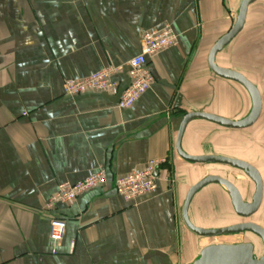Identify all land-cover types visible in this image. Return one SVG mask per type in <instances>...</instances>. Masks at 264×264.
I'll list each match as a JSON object with an SVG mask.
<instances>
[{
	"label": "crops",
	"instance_id": "0c3cea01",
	"mask_svg": "<svg viewBox=\"0 0 264 264\" xmlns=\"http://www.w3.org/2000/svg\"><path fill=\"white\" fill-rule=\"evenodd\" d=\"M241 1L0 0V264H194L213 245L182 221L186 194L205 178L204 165L181 160L175 141L188 114L233 121L248 116L252 103L246 91L208 66L212 47L233 27ZM167 26L177 42L149 61L150 89L132 109H119L118 93L128 84L126 64L140 53L143 32ZM228 47L233 68L220 60ZM215 64L258 89L260 117L243 131L264 132V0L249 5L243 29ZM117 67L123 69L113 77L117 94L64 95V81ZM227 130L192 120L181 149L255 167L263 183L260 212L264 157L257 155L258 140L251 136L250 158L228 156ZM232 131L241 146L242 130ZM150 160L164 162L155 191L124 202L114 180ZM99 169L106 172L103 186L72 205L45 209L60 185L81 182ZM202 199L193 197L188 217L209 229L203 226L208 206ZM52 218L64 222L60 242L49 238ZM253 245L255 256L261 245Z\"/></svg>",
	"mask_w": 264,
	"mask_h": 264
},
{
	"label": "water",
	"instance_id": "95a60500",
	"mask_svg": "<svg viewBox=\"0 0 264 264\" xmlns=\"http://www.w3.org/2000/svg\"><path fill=\"white\" fill-rule=\"evenodd\" d=\"M257 0H242L233 27L212 47L208 56V66L212 73L220 78L237 83L249 95L252 108L247 117L241 121H233L208 113H191L182 118L175 141V152L184 162L193 165H222L243 172L254 184L255 190L250 204L246 203L237 187L227 179L210 175L194 184L187 192L182 207V221L185 227L194 235L202 238H217L239 234H251L256 237L264 249V228L252 222H243L218 229H203L193 225L188 217V210L193 197L198 191L210 186L224 187L232 195V207L235 215L243 220L253 217L259 210L263 198V183L258 170L251 164L224 156L207 155L192 156L181 149V140L186 126L192 120H202L213 123L228 130H245L252 127L261 114V97L258 89L240 73L219 67L215 64L216 55L227 46L243 29L248 7ZM194 264H264V252L260 258L254 256V246L250 243L236 245H211L200 252L199 259Z\"/></svg>",
	"mask_w": 264,
	"mask_h": 264
},
{
	"label": "built area",
	"instance_id": "2783aa9c",
	"mask_svg": "<svg viewBox=\"0 0 264 264\" xmlns=\"http://www.w3.org/2000/svg\"><path fill=\"white\" fill-rule=\"evenodd\" d=\"M176 42L177 37L168 26L160 30L144 31L140 53L126 64L128 84L119 93V85L113 77L123 71L122 67L103 69L78 80H66L62 85L63 93L67 96H76L87 92L118 93L117 107L122 110L132 109L153 83L149 61L174 46ZM163 163L160 160H150L143 168L132 170L124 176L117 177L114 180L116 194L127 203L152 194L156 189L158 175ZM106 181L105 170L99 169L96 172H90L81 182L62 184L58 187L57 193L45 204V209L51 211L56 205H72L80 195L103 186ZM63 234L64 222L52 218L49 224V238L54 242H60Z\"/></svg>",
	"mask_w": 264,
	"mask_h": 264
},
{
	"label": "rangeland",
	"instance_id": "374dc122",
	"mask_svg": "<svg viewBox=\"0 0 264 264\" xmlns=\"http://www.w3.org/2000/svg\"><path fill=\"white\" fill-rule=\"evenodd\" d=\"M225 49L226 50H224V52L221 53L222 56L220 60L224 63V66L233 68L234 57H232V50L230 51L229 47ZM227 50H229L231 53V56L229 58L224 55ZM251 107L252 106H250L249 113L251 111ZM263 119H264V115L262 117V121ZM253 129L246 130V131L242 130V132H238L240 133L238 135H241L242 137L241 146L235 145L234 140H233V135L237 132H233L232 130H227V133L230 134V137L228 136L226 137L227 138L226 148L223 152L227 154L228 156H238V157L240 156L243 159L250 158L249 148L251 145L250 142H251V136H252L253 137L252 139L258 140V148H259L258 153L259 154L257 155L259 157L260 156L264 157V151L261 150V149H264L262 148L264 145V132L258 131L257 128H255L254 130ZM200 168H201V171H203V174L201 175L202 178L206 176L214 175V176L227 179L230 182H232L234 185L237 184L240 187L237 189L240 191L245 202L248 204L251 203L255 187H254V184L247 178V176L243 172L232 169L227 166H222V165H204V166H201ZM197 194L203 198L202 201L208 206V210H206L202 214V217L204 219L203 226L209 229L211 228L218 229L221 227L223 228L226 226H231L233 224H238V223H243V222H252V223L261 224L264 226V199H263V204H262L263 206L260 212H258L254 217L248 220H243V219L238 218L235 215L233 207H232V201H231L232 195L224 187L219 186V185H210L198 191ZM223 207L225 208V210ZM244 235L245 234L225 236L226 238L217 237V238H206V239L213 245H226L227 243H230V242H225V241H232L233 243H237L238 241H244L252 245H253V241L256 244L258 242V245L259 244L261 245V249H260V252L255 255V257L260 258L264 252L261 242L251 234L249 236H251L253 239L249 236H248L249 238H245Z\"/></svg>",
	"mask_w": 264,
	"mask_h": 264
},
{
	"label": "bare ground",
	"instance_id": "6f19581e",
	"mask_svg": "<svg viewBox=\"0 0 264 264\" xmlns=\"http://www.w3.org/2000/svg\"><path fill=\"white\" fill-rule=\"evenodd\" d=\"M241 184H242V183H241ZM236 185H237V184H236ZM236 185H235V186H236ZM236 187H237V188H240L238 185H237ZM255 249H257V248L255 247Z\"/></svg>",
	"mask_w": 264,
	"mask_h": 264
}]
</instances>
